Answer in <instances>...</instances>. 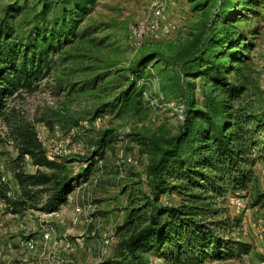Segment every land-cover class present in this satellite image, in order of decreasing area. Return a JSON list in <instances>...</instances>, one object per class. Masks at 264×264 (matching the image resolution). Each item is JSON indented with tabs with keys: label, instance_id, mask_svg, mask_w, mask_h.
<instances>
[{
	"label": "rangeland",
	"instance_id": "1",
	"mask_svg": "<svg viewBox=\"0 0 264 264\" xmlns=\"http://www.w3.org/2000/svg\"><path fill=\"white\" fill-rule=\"evenodd\" d=\"M11 1L0 0V17ZM220 1L227 3L229 19L236 20L229 30L242 39L238 44L242 60L227 78L242 85L241 102L260 111L264 107V10L261 5L245 10L243 0H96L77 28V32L86 29L90 33L74 37L52 55L50 72L34 86L4 99L0 192L8 200L0 198V264H101L118 259L122 253L119 243L132 230L123 225L127 212L150 195L152 151L175 134L182 119L185 99L177 88V81L182 80L180 62L204 40L210 27L219 29L212 18ZM157 5L162 7L159 30L137 49L130 48L125 40L126 24L149 20ZM230 46L226 44L224 51ZM143 58V75L136 83L144 89L139 108L123 112L108 108L116 103L132 68ZM190 81L196 104L201 106L209 86L200 78ZM25 124L40 134L46 157L65 167L60 175L79 180L52 213L41 210L51 184L31 188L30 198H22V207L11 205L20 199L14 173L30 174L34 168L29 157L17 158L15 136ZM105 131L110 132L112 143L102 158L94 157L96 139ZM87 165L88 174L80 179ZM261 171L263 152L252 167L250 183L241 190L248 199L246 207L234 209L231 192L220 204L233 224L231 237L245 243L247 252L203 264L264 263ZM174 201L163 194L158 203ZM103 238L110 240L106 247ZM143 259L144 264H163L151 253H144Z\"/></svg>",
	"mask_w": 264,
	"mask_h": 264
},
{
	"label": "trees",
	"instance_id": "2",
	"mask_svg": "<svg viewBox=\"0 0 264 264\" xmlns=\"http://www.w3.org/2000/svg\"><path fill=\"white\" fill-rule=\"evenodd\" d=\"M95 2L12 0L6 4L0 17V110L6 97L18 89H30L50 72L52 55L74 37L90 33L86 29L77 32V28ZM242 4L245 10L257 5L264 10V0H243ZM212 20L219 29L210 27L204 40L180 62L182 80L177 81V88L185 99L183 115L175 134L152 151L150 195L128 210L123 225L132 230L119 243L118 259L101 264H144V253L160 258L163 264H203L247 252L245 243L231 237L233 224L220 204L225 194L246 188L253 165L264 153V107L255 112L242 103V85L227 78L242 60L238 46L242 39L229 30L236 20L229 19L227 3H217ZM144 61H137L126 88L108 108L118 112L139 108L144 89L136 83L143 75ZM196 78L209 86L201 106L192 94L190 80ZM18 129L17 158L29 157L36 169L30 174L14 173L20 199L11 205L22 207V198H30L31 188L51 184L41 210L55 212L79 180L60 175L65 167L46 157L30 124ZM111 143L110 132H103L96 139L94 157L102 158ZM88 171L89 165L80 179L85 180ZM163 194L175 201L158 203ZM0 198L8 200L3 192Z\"/></svg>",
	"mask_w": 264,
	"mask_h": 264
},
{
	"label": "built area",
	"instance_id": "3",
	"mask_svg": "<svg viewBox=\"0 0 264 264\" xmlns=\"http://www.w3.org/2000/svg\"><path fill=\"white\" fill-rule=\"evenodd\" d=\"M162 7L160 5H157L154 9L153 16L149 20L145 21H134V22H128L125 27V40L127 45L132 49H137L141 46L143 40L150 36L153 33H156L160 28V22H159V15L161 14ZM36 139L39 141L40 134L35 132ZM27 157V156H24ZM31 164V163H30ZM35 166L32 170V173L35 170ZM261 174H264L263 171H261ZM241 190H235L230 193L231 200L230 204L231 206L238 210L246 207L248 204V199L245 195H242ZM77 211V209H75ZM76 217H73L71 219L72 223L76 222ZM48 235L46 233L43 234V238H47ZM109 238H103V246H107L109 244ZM27 246H31L29 243H27ZM261 264H264L263 262Z\"/></svg>",
	"mask_w": 264,
	"mask_h": 264
}]
</instances>
